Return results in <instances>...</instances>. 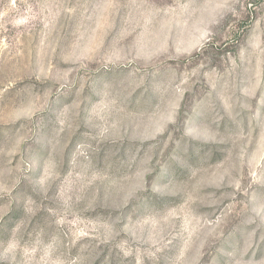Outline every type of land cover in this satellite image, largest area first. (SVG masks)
Instances as JSON below:
<instances>
[{
    "label": "rangeland",
    "instance_id": "1",
    "mask_svg": "<svg viewBox=\"0 0 264 264\" xmlns=\"http://www.w3.org/2000/svg\"><path fill=\"white\" fill-rule=\"evenodd\" d=\"M0 264H264V0H0Z\"/></svg>",
    "mask_w": 264,
    "mask_h": 264
}]
</instances>
